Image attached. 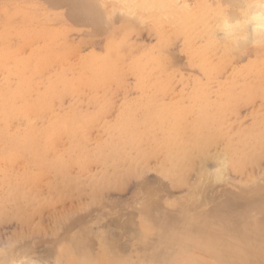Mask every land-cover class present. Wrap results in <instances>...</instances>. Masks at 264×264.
I'll return each mask as SVG.
<instances>
[{
  "label": "rangeland",
  "instance_id": "obj_1",
  "mask_svg": "<svg viewBox=\"0 0 264 264\" xmlns=\"http://www.w3.org/2000/svg\"><path fill=\"white\" fill-rule=\"evenodd\" d=\"M52 1L0 0V264H224L216 217L263 247L258 0Z\"/></svg>",
  "mask_w": 264,
  "mask_h": 264
},
{
  "label": "bare ground",
  "instance_id": "obj_2",
  "mask_svg": "<svg viewBox=\"0 0 264 264\" xmlns=\"http://www.w3.org/2000/svg\"><path fill=\"white\" fill-rule=\"evenodd\" d=\"M54 2H55V0H53ZM52 1V2H53ZM57 1V0H56ZM70 1V0H69ZM87 1V0H86ZM94 1V0H93ZM93 1H91V2H93ZM124 1V0H123ZM129 1H132V0H128V4H129ZM162 1V0H161ZM170 1V0H169ZM233 1V0H232ZM58 2H60V0L58 1ZM61 2H62V0H61ZM74 2V1H73ZM76 2V1H75ZM78 2V1H77ZM81 2V1H80ZM97 2V1H96ZM118 2V1H117ZM125 2V1H124ZM123 2V3H124ZM153 2V1H152ZM151 2V3H152ZM234 2L236 3L237 1H233V4H234ZM241 2V1H240ZM79 3V2H78ZM145 3H148L147 5H149L150 4V2H149V0H145V2H144V4ZM224 3H226V2H223V3H221V4H224ZM232 3V2H231ZM239 3V2H238ZM67 4H69L68 2H67ZM92 4H94V7L96 6V4L97 3H92ZM155 4V3H154ZM240 4V6H241V4H243V2L242 3H239ZM63 5V4H62ZM123 5V4H122ZM121 5V6H122ZM150 5H152V4H150ZM245 6H246V4H244ZM74 6V5H73ZM142 6V5H141ZM140 6V7H141ZM144 6H146V5H144ZM186 6V5H185ZM235 6V5H234ZM245 6H243L242 8H244ZM251 7H249L248 9H249V11L251 12V18H250V21H252L251 22V24L252 25H254V27L252 26H250V29L252 28V31L248 28V30H250V33H249V35L248 36H246V40H252L253 42L254 41H258V43L262 40V39H264V0H258V1H256L254 4H251L250 5ZM88 7V6H87ZM97 7V6H96ZM99 7V6H98ZM128 7V6H127ZM146 7H148V6H146ZM152 7V6H151ZM231 7V6H230ZM239 7V6H238ZM248 7V6H247ZM74 8V7H73ZM122 8V7H121ZM185 8V7H184ZM251 8V9H250ZM92 9V8H91ZM127 9V8H126ZM132 9H133V7H132ZM139 9V8H138ZM142 9V8H141ZM144 10H145V8H143ZM72 10V9H71ZM93 10V9H92ZM95 10V9H94ZM246 10V9H245ZM77 10H75V12H76ZM88 11V10H87ZM86 11V12H87ZM90 11V10H89ZM120 12V11H119ZM131 11H129V13H130ZM228 12V11H227ZM72 13V12H71ZM85 13V12H84ZM84 13H83V15H84ZM91 13V12H90ZM93 13V12H92ZM132 13V12H131ZM75 14V13H74ZM121 14V13H120ZM90 15V14H89ZM92 16H93V14H91ZM122 15V14H121ZM128 15H131V14H128ZM139 15V14H138ZM238 15V14H237ZM78 16V15H77ZM80 16H82V14L80 15ZM131 16H133V15H131ZM228 16H230V15H228ZM233 16H235L236 17V15H233ZM232 16V17H233ZM247 16V15H246ZM249 16V17H250ZM138 17V16H137ZM215 17V16H214ZM219 17H222V16H219ZM231 17V16H230ZM87 18V17H86ZM103 18V17H102ZM146 18H148V17H146ZM223 18V17H222ZM222 18H220V19H222ZM237 18V17H236ZM242 18V17H241ZM83 19V18H82ZM88 19V18H87ZM93 19V18H92ZM91 19V20H92ZM136 19V18H135ZM224 19V18H223ZM194 20V19H193ZM233 20V19H232ZM232 20H230V21H232ZM241 20H243V19H241ZM240 20V21H241ZM86 21H88V20H86ZM110 21V20H109ZM229 21V20H228ZM229 21V22H230ZM237 20H235V22H236ZM222 22V21H221ZM225 22L224 24H223V30H226V34H228V33H234V32H236V30L237 29H239V24H235V22ZM249 22V21H248ZM248 22H246L247 24H249ZM91 23V22H90ZM231 23H234V24H231ZM236 23H238V22H236ZM245 23V24H246ZM219 24V23H218ZM220 25V24H219ZM245 26V25H244ZM221 28V27H220ZM244 28V27H243ZM247 30V29H246ZM245 31V30H244ZM225 32V31H224ZM238 32V31H237ZM241 32H242V29H241ZM247 32V31H246ZM249 32V31H248ZM247 32V33H248ZM247 33H245L246 35H247ZM221 34H222V32H221ZM213 35V34H212ZM243 35V34H242ZM230 36V35H229ZM226 37V36H225ZM231 37H232V35H231ZM234 37H236V35L234 34ZM222 39V38H221ZM234 39V38H233ZM243 40V42L244 43H247L246 41H244V39H242ZM252 41H250L251 43H252ZM263 41V40H262ZM242 42V43H243ZM249 42V43H250ZM232 45V44H231ZM92 83V82H91ZM90 83V84H91ZM93 84V83H92ZM1 103V102H0ZM2 104V103H1ZM143 107V106H142ZM157 120V119H156ZM29 121V120H28ZM158 121V120H157ZM30 122V121H29ZM213 123H215V122H213ZM29 124V123H28ZM138 126V125H137ZM120 128H122V127H120ZM158 129V128H157ZM207 131V130H206ZM1 132V131H0ZM137 135V134H136ZM160 135V134H159ZM131 138V137H130ZM185 138H186V136H185ZM184 139V138H183ZM199 139V138H198ZM191 140V139H190ZM202 140V139H201ZM141 151V150H140ZM225 151V150H224ZM173 152V151H172ZM142 153V152H141ZM220 155V154H219ZM227 155V154H226ZM124 156V155H123ZM209 157H211V156H209ZM189 158V157H188ZM219 158V157H218ZM212 159V158H211ZM222 160V159H221ZM221 160L220 159H217L216 161H218V163H216V167L214 168V169H211V170H208V172H207V174H206V176H209L208 177V179H209V181H213V182H219L220 180H222L223 178V174H222V168L223 167H225L226 165H223L222 163H224V161H222L221 162ZM226 160V159H225ZM228 161V160H227ZM215 163V162H214ZM225 164V163H224ZM223 171H224V169H223ZM205 179H207V177L205 178ZM211 179V180H210ZM212 183V182H211ZM207 184V183H206ZM204 187V186H203ZM145 189V188H144ZM256 189V188H255ZM258 189V188H257ZM256 189V190H257ZM202 190H204V189H202ZM254 189H252V191H253ZM256 190H254V192L253 193H255V194H257L256 196H257V198H259L260 199V197H259V195H261L262 194V192L261 191H263V189L261 190L260 189V191L259 192H261V194H259L258 195V190H257V192H256ZM143 191V190H142ZM145 191V190H144ZM199 191V190H198ZM205 192V191H204ZM246 193V195L249 197L250 196V194H252V193H250L249 194V192L247 193V192H245ZM254 194V195H255ZM194 195V197L195 196H197V194L195 195V194H193ZM203 195V194H202ZM263 195V194H262ZM261 195V196H262ZM152 196V195H151ZM234 196V195H233ZM252 196V195H251ZM251 196H250V198H251ZM255 196V197H256ZM240 197V196H239ZM249 198V199H250ZM253 196H252V199H251V201L252 202H248V204L249 203H251V205H250V208H252V206L256 203L257 204V206H258V208L261 206L260 204L263 202V200H262V202L260 203L259 201H261V199L263 198V197H261V199L260 200H258V202L257 201H255V203L253 204ZM242 199H246L247 200V197H242ZM248 199V200H249ZM264 199V198H263ZM197 201V200H196ZM155 203V202H154ZM243 203V202H242ZM244 203H245V200H244ZM151 204V203H150ZM191 204V203H190ZM247 204V203H246ZM256 204L253 206V208H255V206H256ZM226 204H224V206H225ZM262 205H264V203H262ZM256 206V207H257ZM198 207V206H197ZM226 207V206H225ZM228 207V206H227ZM246 207L248 208L249 207V205H246ZM250 208H248V209H250ZM262 208V207H261ZM260 208V209H261ZM264 208V207H263ZM243 209H245V206H244V208ZM257 208H255V210H256ZM259 209V210H260ZM220 210H221V208H220ZM246 210V209H245ZM254 209H251V210H249V211H253ZM258 210V209H257ZM244 210H242L241 211V213L243 212ZM247 211V210H246ZM246 211H244V213L243 214H245V212ZM221 212H222V210H221ZM249 212H248V214H245V215H243V216H248L249 217ZM241 215V214H240ZM262 216H264V214L262 215ZM261 217V216H260ZM154 218V217H153ZM245 218V217H244ZM262 218H264V217H262ZM261 218V219H262ZM116 220H117V218H116ZM154 220H156L155 218H154ZM258 220H260V219H258ZM210 221V220H209ZM203 221V222H201V223H199L198 224V226L196 227L198 230H197V234L199 233V235H200V237H199V239H197V243L198 244H200V245H203V246H205V245H209V246H212L214 249H218L219 251H220V253L222 254V258L224 259L223 261L225 262L224 264H264V245H262L263 247H259L258 249L256 248V243L255 242H253L252 240H251V237L254 235L255 236V233H257V232H259V229H258V226L257 225H255L254 227L255 228H253V234H250V236H248V238H246V237H241V236H238V237H233L232 235H233V232H232V230H233V228L234 227H232L231 225L230 226H228V223H224L223 222V220H222V218L221 217H216L215 218V221ZM262 221H264V219H262ZM155 222V221H154ZM133 224V223H132ZM135 224V223H134ZM186 225H187V230H189L190 229V227L188 226V223H186ZM245 225V224H244ZM244 227H248L247 225H245ZM192 229H193V227H191ZM185 229V228H184ZM224 229H226L225 230V232H227V236H214L213 234H211L210 232H212L213 230H224ZM225 232H222V233H225ZM236 235V234H235ZM127 236H129V235H127ZM202 236L203 237H205L206 239H205V243H202L203 241L201 240V238H202ZM130 238V237H129ZM241 238V240H239ZM246 238V239H245ZM180 239H183L182 237L180 238ZM244 241H243V240ZM199 240H201V242L199 241ZM246 240V241H245ZM169 242V241H168ZM124 244V243H123ZM169 244H170V242H169ZM94 246V245H93ZM235 246V249L233 250V251H230L229 250V248H233ZM243 246H246L247 248H245V250L246 251H244V252H242L241 251V249L240 248H242ZM129 248V247H128ZM229 250V251H228ZM226 251H228V252H226ZM241 251V252H240ZM9 259H11L10 257L9 258H7L6 257V259H5V261H7L6 262V264H17L15 261H8ZM4 260V259H3ZM24 261V260H23ZM26 261V260H25ZM28 261V260H27ZM25 262L24 264H34V263H32V262H30V260H29V262ZM22 263V262H21ZM18 264H20L19 262H18ZM23 264V263H22ZM37 264V263H36Z\"/></svg>",
  "mask_w": 264,
  "mask_h": 264
},
{
  "label": "crops",
  "instance_id": "obj_3",
  "mask_svg": "<svg viewBox=\"0 0 264 264\" xmlns=\"http://www.w3.org/2000/svg\"><path fill=\"white\" fill-rule=\"evenodd\" d=\"M111 255H109L111 257L105 264H176L167 260H149L145 257H142L141 253H138L134 258L129 259L124 258V253L122 251H116ZM102 261L103 259L96 260V264H104Z\"/></svg>",
  "mask_w": 264,
  "mask_h": 264
}]
</instances>
